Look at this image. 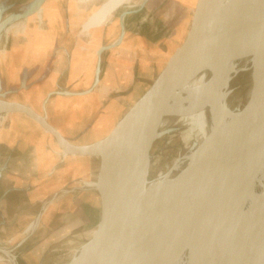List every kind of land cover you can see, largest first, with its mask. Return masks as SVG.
<instances>
[{
	"label": "water",
	"instance_id": "95a60500",
	"mask_svg": "<svg viewBox=\"0 0 264 264\" xmlns=\"http://www.w3.org/2000/svg\"><path fill=\"white\" fill-rule=\"evenodd\" d=\"M42 2L37 0L22 14L3 23L27 19L39 10ZM219 11L220 3L196 1L190 27L181 46L108 135L91 146L70 150L43 118L26 107L0 99V109L22 113L39 123L67 156L94 163L95 167L85 177L73 180L52 198L51 204H54L67 196L90 193L87 182L97 181L117 159L149 154L156 135L131 142L122 141V137L145 110L178 100L185 88L213 61L219 48L232 49L234 56L258 50L253 94L245 108L226 127L196 148L195 156L183 173L174 180L150 181L123 211L87 237L84 244L90 243L89 248L82 253L79 250L73 252L67 264L84 263L115 237L119 236V240L127 238L137 229L141 218L149 214L166 215L168 209L158 211L154 203L172 198L182 204L183 209L169 246L158 264L173 263L190 247L200 255L201 264H246L253 240L264 226V205L247 214L242 211L243 200L264 155V0L248 12L242 7L222 30L211 33ZM124 17L125 14L121 16V22ZM191 49L201 50L203 57L197 62L184 63L183 57ZM216 74L188 97L217 91L227 77L226 74ZM180 183H187L186 191H180ZM132 218H136L133 223ZM123 226L127 229L120 235ZM75 233L73 229L65 234H55L54 241L46 245L41 264H61L62 260L55 261L53 257L61 254L64 247L72 245Z\"/></svg>",
	"mask_w": 264,
	"mask_h": 264
},
{
	"label": "crops",
	"instance_id": "0c3cea01",
	"mask_svg": "<svg viewBox=\"0 0 264 264\" xmlns=\"http://www.w3.org/2000/svg\"><path fill=\"white\" fill-rule=\"evenodd\" d=\"M196 1L141 0L136 11L123 12L116 23L96 29L87 40H80L79 30L78 40L72 42L75 21L82 25L85 20L80 22L78 17L92 3L43 0L40 20L30 16L22 21L25 34L9 36L0 53V99L27 106L71 145L91 146L108 135L181 46ZM142 14L165 28L159 29L164 37L158 31L151 37L131 27ZM59 85L66 92L55 91ZM120 99H125L121 107ZM9 120L0 133L6 177L30 180L33 167L45 177L44 165L55 152L60 153L54 137L22 113ZM66 161L52 198L95 167L92 161L71 155ZM90 198L91 192L49 204L40 227L42 248L36 264H41L46 245L54 241L55 234L78 232L89 214Z\"/></svg>",
	"mask_w": 264,
	"mask_h": 264
},
{
	"label": "bare ground",
	"instance_id": "6f19581e",
	"mask_svg": "<svg viewBox=\"0 0 264 264\" xmlns=\"http://www.w3.org/2000/svg\"><path fill=\"white\" fill-rule=\"evenodd\" d=\"M78 1L86 3L90 0ZM128 1L107 0L87 19L83 28V34L87 33L88 29L98 25L105 14L118 9L128 3ZM213 1L220 3V11L215 26L211 30V33H217L227 25L239 9L244 7L247 12L251 11L257 8L263 0ZM32 17L34 19L40 18V9ZM0 21L1 42L2 38L10 36L11 29L21 21L9 20L6 23H3L4 21L1 19ZM257 54L258 50L253 49L234 56L235 52L232 49L219 48L213 61L185 88L178 100L151 107L137 117L135 123L122 137V141L131 142L149 137L152 135L153 128H156L157 125L172 120V128L161 131L158 134L160 136H156L155 141L167 134L172 135L173 139L176 138L183 144L180 152L181 155L178 159L176 158L177 160L166 177L157 173L158 170L154 168L152 160L149 159L148 165V154L140 153L114 161L110 177H98L95 182H87L91 190L106 191L109 195L108 217L100 226L104 227L114 215L123 211L139 195L149 183L147 178L150 170L157 173L156 177H153L154 182L174 180L189 167L191 160L195 156L194 151L196 148L203 141L211 138L218 131L226 127L245 108L253 94V75ZM202 57L203 52L201 50L191 49L189 54L183 57L182 61L184 63L197 62ZM215 73H217V76L226 74L227 77L224 82L220 83L217 91L188 97L190 93L205 85ZM15 113L11 110L0 109V133L3 126L9 119H12ZM44 130L49 136L51 135L46 129ZM59 150L63 156H67L60 148ZM259 163L252 185L243 200L242 211L244 214L250 213L252 210L264 205V155L261 157ZM187 187V183L179 184L180 191L182 192L186 191ZM51 201L52 196L50 200L43 204L42 211L37 220L31 223L23 235H27L39 228ZM154 206L158 211L168 209V212L164 216L153 213L154 215L149 214L147 217L141 218L137 229L127 238L119 240V236L115 237L110 244L103 246L81 264H158L172 239L183 205L172 198L166 201H158L154 203ZM135 219L132 218L131 223ZM125 229H127L126 226H123L120 235ZM95 230L83 236H78L77 239L83 240L91 236ZM18 238L14 237L6 244L2 243L3 248H0V262L4 261L9 264H15L13 253L17 246L20 245ZM89 246L90 243H86L78 248V250L82 253ZM251 247L252 251L246 264H264V226L257 232ZM171 264H201L200 255L190 247Z\"/></svg>",
	"mask_w": 264,
	"mask_h": 264
},
{
	"label": "rangeland",
	"instance_id": "374dc122",
	"mask_svg": "<svg viewBox=\"0 0 264 264\" xmlns=\"http://www.w3.org/2000/svg\"><path fill=\"white\" fill-rule=\"evenodd\" d=\"M32 1L33 0H0V19L4 21L5 19L7 20L17 16V14H20V12H22V10L25 9ZM106 1L107 0H90L88 1L89 3H84L85 5H89L90 3L92 4L89 6V8H87V10H83L82 15L78 17V19H81L80 22L85 20L82 25L81 23L79 25L76 24L75 21V27H73V33L71 36L72 42L77 39V31L80 30L78 34L79 38H81L80 40H87L91 33L96 29H99L104 25L116 23L117 19L123 12L136 11L138 3H140L141 0H129L125 5L105 14L98 25L88 29L87 33L83 34V28L87 19L92 14H94ZM144 16L146 15L142 14L138 16L135 24H133L131 27H134L133 29L135 31L139 30L147 32L151 37L155 35V31H158L160 36L164 37V34L161 33L162 31L159 29L163 30L165 28L155 24V21H153L151 18L148 19V17ZM35 19L40 20V18ZM36 23L38 22L36 21ZM148 23L152 24L149 25ZM80 25L81 28L79 27ZM10 32V36L17 34L24 35L26 32L25 25L22 24V21L18 22L14 25ZM166 35L169 37L171 33L168 32ZM7 39L8 38L1 39L0 53L4 47L2 45L5 44ZM55 91L66 92V90L62 89L60 85L58 89H55ZM123 103L125 104V99H120L119 106L121 107ZM169 128H172V120L157 125L156 128H153L152 135L159 137L160 135L158 134H160L161 131ZM61 140L65 144V147L69 148L70 150L73 151L79 149L77 145L73 146L71 143L62 138ZM182 147V142L176 138L173 139L172 135L167 134L163 136L153 143L151 151L147 155L148 165L150 160H152L154 168L158 170L157 173H160L163 176L168 174L174 162L181 155L180 152ZM44 166L45 177H41V172L35 170L33 167V178L30 180L9 178L6 177L7 172L4 170V157L0 155V248H3L2 243L6 244L10 239L19 237L18 243L20 245L17 246L15 252L13 253L15 264H36L38 262V253L42 248V243H40L42 237V229L40 227H43L42 222L36 231L34 230L27 235H23V233L30 227L32 222L37 220L40 212L42 211L43 204L51 199L50 196L53 194V187L56 186L61 180V170L67 166L66 157L61 153L55 152L50 161H47V164ZM111 171L112 164L99 177L108 178L110 177L109 175L111 174ZM157 173L153 170H150L148 172L147 180L149 182L154 180ZM108 198L109 195L106 191L91 190V198L88 203L89 214L81 222L78 232L73 235L72 245L64 247L63 250L61 249L62 253H59V255L53 257V259L55 258V261L62 260L61 264H67L72 257L73 252H75L74 250L77 251L86 240V238L83 240H78L77 237L83 236L86 233L97 229L105 222L108 217ZM25 237L28 238L22 243L21 241H23ZM69 252H71V254ZM0 263L9 264L4 261Z\"/></svg>",
	"mask_w": 264,
	"mask_h": 264
}]
</instances>
